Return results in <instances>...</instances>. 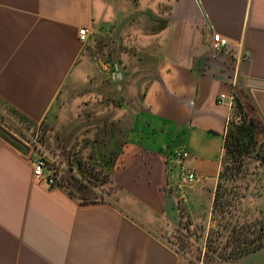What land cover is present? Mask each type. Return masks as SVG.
Here are the masks:
<instances>
[{
  "label": "crops",
  "instance_id": "crops-1",
  "mask_svg": "<svg viewBox=\"0 0 264 264\" xmlns=\"http://www.w3.org/2000/svg\"><path fill=\"white\" fill-rule=\"evenodd\" d=\"M102 3L0 0V103L38 129L79 126L58 150L72 163L95 158L92 190L112 189L83 201L62 175L56 186L36 182L35 149L0 131V264H203L171 243L168 226L184 205L191 215L206 204L213 225L233 116L217 95L247 88L264 120V0L124 1L108 21ZM82 27L112 36L95 68ZM213 33L228 45L213 50ZM178 148L192 182L166 163ZM261 206L264 232V173ZM232 264H264V244Z\"/></svg>",
  "mask_w": 264,
  "mask_h": 264
},
{
  "label": "rangeland",
  "instance_id": "rangeland-1",
  "mask_svg": "<svg viewBox=\"0 0 264 264\" xmlns=\"http://www.w3.org/2000/svg\"><path fill=\"white\" fill-rule=\"evenodd\" d=\"M124 1L131 6L139 5V0H103V15L106 21H108L107 19L110 15L108 13L110 5L116 3L122 8ZM109 20L112 22V16ZM137 20H139V18H137ZM101 33L103 35L95 33V31L91 32L88 43L85 46L86 50L88 49L91 51V62L94 68L95 56L97 59L103 55V52H108V41L112 38V36L109 38L107 29L106 32L104 30V32ZM95 39L103 44V47H105L104 51L95 50ZM0 112L4 113V111L1 110V106ZM232 112L234 116H237L236 108H234ZM94 120L95 118H92V121ZM14 121H16V123ZM14 121V125H11L19 129L29 140L26 141L21 138L20 141V139H18L21 145L24 146L22 141L29 143L32 145L33 149H35L34 155L38 157L44 155L48 160L53 162L57 174H59L58 179L61 175L68 174L67 168L72 163L69 161L75 157H70V155H68L70 159L66 161L64 158L65 156L63 157V152L58 150V146L61 143H63L64 146L70 144L69 139L79 126L74 124L66 128L58 123H52L46 120L40 125V129L32 131L21 123H17V119H14ZM92 127H95V125H90L89 128ZM9 130L15 135H18L13 128ZM66 130L69 131L66 133ZM73 144L74 142H71L69 153L72 151L73 153L75 152L72 148ZM95 160V158H91L89 155H84L83 157L79 155L78 157V162H80V164L92 166L94 169ZM101 177L106 176L102 175ZM256 179V173L249 165H244L241 168H232L231 176L228 178L226 177L220 182V185L218 183L217 188L215 187V192L218 196L215 198L216 202L212 204L213 225L211 226L210 223V209L207 204L200 207L197 206L196 209L192 211L191 215L188 213L186 205H184L180 219L178 220V218H176L175 221H172V223H170L171 225L168 226V228L173 230V232H171L172 235L170 234L171 241L178 246L182 245L186 255L195 260H201L203 264H232L240 251L248 249L259 242L257 236H259L260 226H262L263 209L259 200ZM189 187V185H182V189L187 192L191 190ZM96 189L97 192L95 193L94 190L93 192L95 194L90 193L88 197H94L100 193H107V190L111 189V184L106 182L96 187ZM175 234H182L184 236L183 243H179Z\"/></svg>",
  "mask_w": 264,
  "mask_h": 264
},
{
  "label": "trees",
  "instance_id": "trees-1",
  "mask_svg": "<svg viewBox=\"0 0 264 264\" xmlns=\"http://www.w3.org/2000/svg\"><path fill=\"white\" fill-rule=\"evenodd\" d=\"M233 95L237 116L233 115L230 117L225 128L223 144L224 154L217 185L218 183L220 185V182L226 177L228 178L231 176L232 168H241L244 165H249L254 169L257 176V189L261 203L262 176L264 173V120L250 91L247 88L234 86ZM0 106L1 110L4 111L3 114L0 112V131L5 135L11 136V130L9 129L13 128L21 138L29 141L19 129L12 126L14 125V122L16 123L14 119H17V123H21L23 126L31 129L32 131H35L38 128L30 123L28 119L11 108L3 106L1 103ZM92 169V166L82 165L78 161L71 163L67 169L68 174L62 176L63 184L61 183V185L68 188L71 194H79V197L83 201L99 197V195L88 197V194L90 195V193L95 194L92 189L95 186V181H97L98 177L95 173H93ZM72 170H75L77 175L74 172L72 173ZM217 196L218 195L215 192V198ZM215 198L214 203L216 202ZM171 235L169 236V239ZM258 235L257 239L259 242L248 249L240 251L239 254L236 255V258L263 246V224L260 226ZM175 236L176 239L179 240V243H183L184 236L182 234H175ZM171 243L175 245L179 251L186 254L182 245L178 246L172 241Z\"/></svg>",
  "mask_w": 264,
  "mask_h": 264
},
{
  "label": "built area",
  "instance_id": "built-area-1",
  "mask_svg": "<svg viewBox=\"0 0 264 264\" xmlns=\"http://www.w3.org/2000/svg\"><path fill=\"white\" fill-rule=\"evenodd\" d=\"M89 35V29L82 27L78 29V38L81 42H85ZM211 47L215 51H219L228 45L227 38L213 33L211 35ZM216 103L219 105H225L229 109V112L235 108L233 91L229 93L221 92L217 95ZM189 158V152L186 149L178 148L169 151L166 154V163L171 168H177L182 172V175L188 182H192L197 179V176L193 172H185V162ZM32 161V177L36 182L45 183L47 185H58L56 174L57 170L55 164L48 160L44 155L40 157L36 155L31 156Z\"/></svg>",
  "mask_w": 264,
  "mask_h": 264
}]
</instances>
